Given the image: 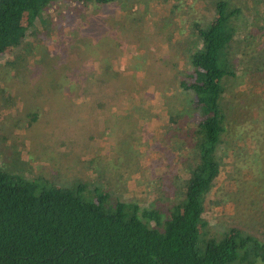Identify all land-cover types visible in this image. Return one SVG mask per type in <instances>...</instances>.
<instances>
[{
	"label": "trees",
	"instance_id": "trees-1",
	"mask_svg": "<svg viewBox=\"0 0 264 264\" xmlns=\"http://www.w3.org/2000/svg\"><path fill=\"white\" fill-rule=\"evenodd\" d=\"M113 1L0 0V57L14 48L27 54L26 35L35 43L44 41V37L37 36L30 28L40 13L44 21L51 20V23L46 21L51 31L56 26L55 19H66V12L79 16L90 6ZM64 5L68 10L63 9ZM258 5L263 11H254V6L247 17L228 0H212L213 7L202 24H195L187 31L190 41L177 43L179 50L185 45L187 65L178 88L191 95L189 107L180 106L169 114L168 124L173 127V133L164 134L158 144L163 145L159 151L163 159L175 168L181 165L185 169L187 179L182 193L177 195L167 189L162 194L166 200L164 206L154 202L141 206L119 200L111 189L98 183L101 175L95 167L84 183L53 185L42 175L34 176L32 170L19 171L17 164L13 165L14 170L0 164V264L264 262V242L248 232L260 230L252 226L254 221L264 223V48L250 51L243 47L244 42L264 38L261 31L264 0ZM257 15L263 19L255 24ZM79 40L76 38V42ZM60 47L46 50L50 61L45 65L50 67L54 58L51 52H57ZM78 53L83 58L90 51ZM60 63L69 66L66 60ZM33 69L42 71L37 66ZM96 78L100 81L97 85L104 82ZM131 112L128 110L122 118L128 119ZM30 118L36 120L37 114L33 113ZM178 122L182 127L177 126ZM227 132L234 142L235 150L230 152L235 153L234 157L240 150L253 149L248 152L246 167L231 166L243 178L237 195H250L249 210L258 211V216L251 225L239 221V227L224 230L217 236L207 229L205 204L207 195L221 182L222 156L218 148L224 146ZM120 143L127 149L134 146L129 140L126 147ZM5 144L0 142V151ZM121 156L125 164L131 161L128 151ZM117 163L121 164V160ZM233 167L226 170L231 172ZM162 171L153 177L156 186L166 177ZM237 202L241 204L239 198ZM235 216L243 214L237 212ZM241 225L246 232H241Z\"/></svg>",
	"mask_w": 264,
	"mask_h": 264
},
{
	"label": "rangeland",
	"instance_id": "rangeland-1",
	"mask_svg": "<svg viewBox=\"0 0 264 264\" xmlns=\"http://www.w3.org/2000/svg\"><path fill=\"white\" fill-rule=\"evenodd\" d=\"M228 1L230 5L241 8V12L245 13L247 17L251 12V9H254V6L256 7L254 11H263V9L258 5L261 0ZM122 7L125 9H122ZM212 7V0H114L113 2H110L106 5L90 6V8H87L84 13L79 16L74 15L70 12H66V19L64 17L55 19L56 26L54 28L51 24V31L48 24L46 23V21H50L51 23V20L47 19L46 21H44V19H42V13H40L34 19V21L30 23V28L35 32L37 36L44 37V41L42 43H35L32 41L29 35H26L24 46H26L27 48V54L21 52L19 48H14L13 50L6 52L0 57V135L4 138L9 136L7 132H9L12 128V117L14 116L15 118V114L10 113V110L14 109L15 111H19V109H24L27 113V110L30 109V107L26 106L29 104H25V100V102H23V92H25L26 89H30L32 87L34 88V86H36V89L39 90V85L41 84L39 83L40 74L53 71L54 68L52 66L57 65L58 63L60 64L64 55H66L68 58V54H62L61 51H64L66 53L67 51L60 47L61 45L65 46L64 48H69L76 43V38H100L101 40L103 38V41H99L100 39H97L98 44H90V49L94 50L92 57H101L102 54H106V56H108L109 54H111L110 52H112V46L110 43L108 44L109 36H113V33H116V36L119 35V37L133 39L131 34L133 33V23H135L137 20H140V17L138 16H142V12H149L150 10V12L148 13L150 17L149 19H146L147 23H151L150 27L154 24L153 21H155V19L157 20L160 18V16L166 14L170 15V32V27L168 29L163 28L162 31L158 26H155L154 24L151 27L150 34H144V36H148V39L151 42H155L159 46L160 43H157V41L155 40L157 39L159 41H162V39L166 38V36H168L169 34L173 36L176 35L177 31L175 27L177 23H187V27L189 29L191 27H194L195 24L201 25L205 19V15L209 11H211ZM68 8V6L64 5L63 9L68 10ZM170 8L174 9V11H170ZM147 16L148 15H144L143 17ZM121 17L125 18V20L123 19L124 21H126L124 25L120 23V21L122 20ZM262 19L263 17L259 18V15H257L253 23L258 24ZM85 25L87 26V29H84L83 26ZM261 29V31H264V23L261 24ZM67 39H71L70 42ZM172 39L173 38H171V41H168V46L170 47L168 49L171 53L177 54L176 49L178 48V42L176 40L172 41ZM53 46L54 48L60 47V49L57 48V52L55 50L51 52L54 58H51L52 61L50 62V67H48L45 64L47 63V61H50V55L46 53V50L50 49V47L52 48ZM243 47H247L248 50L251 49L253 51H255L257 47L264 48V38L262 37V39L258 41L250 40L244 42ZM171 48H174L176 51L172 50ZM77 54H79L78 51L72 48L70 58L74 59V67L84 68V59H81L82 57L77 56ZM85 56L86 55H84L83 58ZM238 56L241 59L243 57L240 55ZM36 66L40 69L42 68V71H40L39 69H33ZM180 70L181 72H179V70L175 68V72H177L176 75H165L161 77L162 82H165V85L167 84L169 87V89L166 91L165 98H168V101L172 103V105H169V102L166 99L165 102L168 105V109H166V106L159 107L157 105L161 99L157 96L159 95L157 87L153 91H147L145 89L137 90V88H135L136 85H134L135 81L137 80H134L132 75L127 77L126 74L125 77H122L121 72L116 75H111L112 78L108 83H102L99 85H97V82L100 81L97 80L95 76L93 81L94 87L92 89L94 91H89L88 93H91L90 95H92L93 97V102H104L108 106L105 109L101 108L102 111L106 113L108 111H114L115 114L117 113V117L115 118L117 120L116 127H118V125H121L122 123L120 119H122L124 113H120V109L123 108L122 106L131 103L133 99L138 104L137 107L132 110H137L136 112H139L138 110L142 108L139 106H144L140 103H143L144 101V103L148 104L149 106L143 109L144 114L149 116L150 113H154L155 111L153 108H155V106L153 107L152 105H157L158 113H160V115L161 113H164V116L169 114L170 112L174 113L175 110L179 109L180 106L181 108L185 109L189 107L188 99L191 95H188L186 94V92L176 89L177 84H175V82H178L185 68H182ZM52 74L53 73H51V75ZM51 75H49L50 77H52L51 79H55V75ZM238 82L235 81L236 84ZM144 85L145 84L140 85V89L143 88ZM87 86L88 88L90 87V82L89 85L87 84ZM3 89H5V91L10 93L11 95L8 96V94L5 93ZM15 94L20 97H16V99L13 98V95ZM103 94L108 96L100 97ZM49 95L50 93H44L43 98L46 100L48 99ZM41 103H43L42 100L32 105V107L36 106L37 109H39L38 111L33 110L35 112H38L39 116L40 108L42 105ZM130 105L133 106L134 103H131ZM111 107L113 110L111 109ZM114 113L109 116L110 118L113 117V120ZM158 113L155 117H159ZM31 115H33V112L30 111V113H28L26 116L30 119ZM131 116L134 117V111H132L131 114L129 113L127 119L128 122L132 121ZM51 117L53 116L51 115L41 123V126L46 128L44 132L49 133L51 127L55 129V126L61 125V123H57L56 118ZM159 121V118H154L149 125L143 124V126L141 127V132H138L140 129H136L137 126H134V124L131 125L130 123L128 125L127 123L125 124V127L128 125L126 127L127 131H125L126 129L123 131L118 130L115 134L116 137L112 135L111 138L115 141V138H124L123 135L128 134V136H130L128 137V140L131 142V144H135V146L137 147L139 146L138 137L139 135H141L140 133H143V137L145 135L148 136L149 134V145L146 144V147L148 148L145 149V147V150H142V154L140 155V157L135 156V153L133 152L131 161H127V164H125L123 157L121 156L124 152H121L122 150H125V152H127V150L129 151V149L124 148L120 142L112 143L122 150L118 151L113 148L110 151V154L109 152L103 151L101 155L102 157L98 156L99 165H96L94 170L98 171L97 173L101 175V177L98 178L97 181H101L100 183H106L103 187L111 189L112 194L115 195L119 200L133 201L141 206H148L152 202L158 204L160 203L164 206L166 202V200L162 196L164 191H166L167 189H171L173 193L177 195H180L182 193L181 188L183 185H185L187 174L185 172V169H183V166L180 165L175 168L173 164H170L171 162L162 158L164 155H161V153L159 152V139L158 141L156 140V130L155 128H153L158 125ZM39 124L40 121H37L36 123H32L31 126L36 127ZM104 124L106 126L109 123H107L106 120ZM63 125L66 128V124ZM177 126L179 128L180 126L182 127L179 122ZM169 127V129H173V127H171L170 125ZM147 128L149 129V131ZM131 129L133 132L131 131ZM230 135L231 134L229 132L226 133L224 137V146L218 148V153L220 154V156H222L221 182L216 186L214 192L207 195L205 204V220L207 221V229L210 233L217 236H220L224 230L228 231L233 227H239V224L241 223L239 221L247 222L251 225L253 223L252 220L257 219L258 216V211L249 210L250 195H248L247 193L237 195V192L240 190L243 178L242 175L236 170V167L238 168L239 165L246 167L248 165V158L251 152H249L248 154V152L240 150L239 154H237L238 157H234L235 153L230 154L231 150L234 149V142L231 139ZM11 138L15 140L17 136H14V138L13 136H11ZM105 138L107 139L108 136ZM56 144L57 143H55V146ZM104 146L108 147L109 145L106 143ZM6 150L7 148L5 147L3 151L6 152ZM1 152L2 151H0V153ZM246 154H248V156H246ZM49 155L50 152H46V156ZM120 160L121 164L118 165L117 162ZM16 162L17 159L8 153H6L4 157L0 159L1 166L9 170H14L13 165L16 164ZM232 164H235L237 166L234 168L233 166H231ZM224 166H226V168H224ZM16 167L21 168V165H19V167ZM232 167L233 170L231 172H228L226 170H230ZM158 171L165 172L166 177L163 183H160L161 185L158 184L159 186H156V183L152 180V177H154ZM34 173V176L49 174L46 172ZM89 174L88 178L90 177ZM235 187L237 188L236 192H234ZM238 198L240 199L241 204L237 202ZM237 212L242 213L243 216H237V218L235 216ZM254 222L255 224H253L252 226L259 228L260 230L258 232L253 230L247 231L251 235L256 234L258 238L262 242H264V223H258L256 221ZM240 230L242 233L246 232V228L242 225L240 227ZM254 264H264V262L257 260Z\"/></svg>",
	"mask_w": 264,
	"mask_h": 264
},
{
	"label": "crops",
	"instance_id": "crops-1",
	"mask_svg": "<svg viewBox=\"0 0 264 264\" xmlns=\"http://www.w3.org/2000/svg\"><path fill=\"white\" fill-rule=\"evenodd\" d=\"M122 9L125 8L122 7ZM170 11H174V9L170 8ZM149 12H142V16H138L140 17V20H137L135 23H133V33H131L133 39L119 37V35L116 36V33H113V36H109L108 44L110 43L112 46V52L109 54L110 56L102 54L101 57L96 56L93 58L92 54L94 50L90 49V44H98L97 39L100 38L89 39L84 37L81 38V41L79 40L75 43L77 45L74 44V49H76V51H90L88 55H86L84 58H81L84 59V68L74 67V59L67 58V56L64 55L63 60L68 62V68L65 64L60 63L55 65L54 70L51 72H40L41 74L39 83L41 84L39 85V90L36 89V86H34V88L30 86L32 88L26 89L22 94L23 102L26 101L25 104H29L26 106L30 107V109L27 110V113L24 109H19V111L12 109L9 111L10 113L15 114V118L14 116L12 117L11 130L9 132L6 131L9 136L6 138L0 136V141L5 142V147L7 148L6 152L1 149L2 152L0 153V156H4L6 153H8L16 158V166L19 167V165H21V168H18L19 171L32 170V173H49L50 175H41L43 178L48 179L53 185L80 184L86 181L88 178V173L92 171L93 167L99 165L98 156H101L103 151L109 152L110 154V151L113 148L118 151L122 150L118 146H115L112 142H122L124 143L125 147L128 144L126 143L128 141V137H130L128 134H124V138H115V141L111 138L112 135L116 137L115 134L118 130L123 131L126 129L125 131H127L126 127L130 123L131 125L134 124V126H137L136 129H140L138 132H141V127L143 124L149 125L154 119L153 116L157 115L158 113L157 105L159 107L168 106L165 102L166 99L168 101V98L165 97L166 91L169 89V87L167 84L165 85V82H162L161 77L165 75H176L177 72H175V68L181 72L180 69L186 68L187 65L186 54L184 50L185 45L182 47V50H179L181 47L177 48V54H175L171 53L168 49L170 48L168 46V41H171V38H173L172 41L176 40L178 43L183 42L184 44L185 39L190 41V38L186 34L187 31H191L193 29V27L189 29L187 27V23H177L175 27L177 31L176 35L173 36L168 33L169 35L166 36V38H163L162 41L157 39L155 40L157 43H160L159 49L158 44L151 42L148 39V36H144V34L149 35L151 27L154 24L161 30L163 28L168 29L170 27V32V15L162 14L163 16H160V18L157 20L155 19V21H153L154 24L150 27L151 23L149 22V24L146 22V19H149L150 17L148 14ZM144 15L148 16L143 17ZM121 18L122 20L120 23L124 25L126 22L124 21L125 18ZM84 29H87L86 25L84 26ZM68 40L70 42L71 39ZM99 41H103V38ZM64 47L65 46H62V48ZM66 49L67 53L70 54L71 49ZM171 49L175 50L174 48ZM120 72L122 77H125L126 74L127 77L132 75L134 80L138 81H135L134 84L136 85L135 88H137V90L145 89L147 91H153L157 87V90L159 91V95L157 96L161 99L157 105L151 104L153 107L155 106V108L152 107L155 112L150 113L149 116L143 113V109L148 106V104H145L144 101L143 103H140L144 106H139L142 107L138 110L139 112L132 110L137 107L138 104L133 99L131 101V103H134L133 106L130 105L131 103L124 105L119 112L125 114L128 112V110L134 111L135 118L131 116V122H128L127 118H122L120 119L122 122L121 125L119 124L118 127H116L117 120L115 118L117 117V113L115 114L114 111H108L107 113L102 111L101 108L105 109L108 106L104 102H93V97L90 95L91 93L88 92L94 91L92 89L94 87L93 79L95 76L102 78L104 80L103 83L105 84L111 80V75H116ZM51 73H53L52 75H55V79L53 80L51 79L52 77L49 76ZM89 82L90 89L87 86V84L89 85ZM142 84L145 85L140 89V85ZM175 84H177L176 89L180 90L178 88L177 81ZM44 93H50L48 99L46 100L43 98ZM16 97L19 98L20 96L16 94L13 95V98L16 99ZM40 100H42L43 103H41L42 105L39 116L38 112L33 111H38L39 109H37L36 106L32 107V105ZM169 105H172V103L169 102ZM131 106L133 108H131ZM166 109H168V107ZM30 111L37 114L36 120H32L31 118L30 120L26 116L28 113H30ZM112 113H114L113 116L115 121L113 120V117H109ZM171 113L173 112H170L169 114ZM158 114L160 121L156 127H153L156 130L155 133L157 135V141L164 134L173 133V129H169V114L164 116V113H161V115L160 113ZM51 115L53 116L51 118H56L57 123H61V125L55 126V129L51 127L49 133L44 132L46 128L41 126V123ZM106 120L109 124L105 126L104 123ZM37 121H40L39 125L36 127L31 126L32 123H36ZM127 123L128 125L125 127V124ZM63 124H66V128ZM140 134L141 135L138 137L139 146L136 147L134 144L132 149H129V151L127 150L131 156L133 155L131 152H134L135 156L140 157L142 150L148 148L146 147V144L149 145V134L148 136L145 135L144 137L142 136L143 133ZM11 136H13V138L14 136H17V138L13 140ZM107 136L108 138L106 139L105 137ZM170 139L171 138H168V140ZM55 143H57L56 146ZM106 143L109 145L108 147L104 146ZM12 147L14 148L13 150L10 149ZM159 149L161 152L163 145L160 146ZM252 150L253 149L248 148L247 152H252ZM46 152H50V155L46 156ZM123 152L125 153L124 150H122L121 153ZM91 160L92 163L89 164ZM152 180L155 182L153 177ZM164 180L165 179H163V181ZM99 182L101 181H98V183ZM105 184L106 183H103L102 185L104 186Z\"/></svg>",
	"mask_w": 264,
	"mask_h": 264
}]
</instances>
